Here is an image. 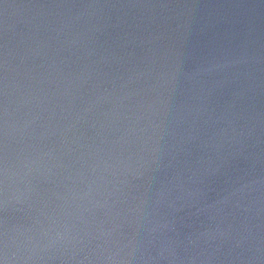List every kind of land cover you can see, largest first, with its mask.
<instances>
[{
  "label": "water",
  "instance_id": "95a60500",
  "mask_svg": "<svg viewBox=\"0 0 264 264\" xmlns=\"http://www.w3.org/2000/svg\"><path fill=\"white\" fill-rule=\"evenodd\" d=\"M0 261L264 264V0H0Z\"/></svg>",
  "mask_w": 264,
  "mask_h": 264
},
{
  "label": "clouds",
  "instance_id": "9594fccd",
  "mask_svg": "<svg viewBox=\"0 0 264 264\" xmlns=\"http://www.w3.org/2000/svg\"><path fill=\"white\" fill-rule=\"evenodd\" d=\"M5 256L7 257V254L5 253ZM0 264H3V261H0Z\"/></svg>",
  "mask_w": 264,
  "mask_h": 264
},
{
  "label": "snow or ice",
  "instance_id": "6c2138e0",
  "mask_svg": "<svg viewBox=\"0 0 264 264\" xmlns=\"http://www.w3.org/2000/svg\"><path fill=\"white\" fill-rule=\"evenodd\" d=\"M3 255H5V254H3Z\"/></svg>",
  "mask_w": 264,
  "mask_h": 264
}]
</instances>
